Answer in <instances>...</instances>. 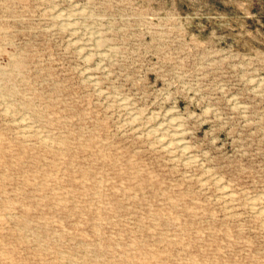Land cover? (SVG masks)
I'll use <instances>...</instances> for the list:
<instances>
[{
	"label": "rangeland",
	"instance_id": "374dc122",
	"mask_svg": "<svg viewBox=\"0 0 264 264\" xmlns=\"http://www.w3.org/2000/svg\"><path fill=\"white\" fill-rule=\"evenodd\" d=\"M0 264H264V0H0Z\"/></svg>",
	"mask_w": 264,
	"mask_h": 264
}]
</instances>
